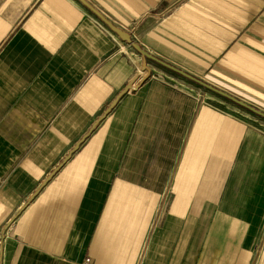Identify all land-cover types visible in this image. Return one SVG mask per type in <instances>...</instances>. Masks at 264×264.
I'll list each match as a JSON object with an SVG mask.
<instances>
[{
    "label": "crops",
    "instance_id": "crops-1",
    "mask_svg": "<svg viewBox=\"0 0 264 264\" xmlns=\"http://www.w3.org/2000/svg\"><path fill=\"white\" fill-rule=\"evenodd\" d=\"M86 1L264 112V0ZM146 65L77 0H0V264H264V126Z\"/></svg>",
    "mask_w": 264,
    "mask_h": 264
},
{
    "label": "water",
    "instance_id": "water-1",
    "mask_svg": "<svg viewBox=\"0 0 264 264\" xmlns=\"http://www.w3.org/2000/svg\"><path fill=\"white\" fill-rule=\"evenodd\" d=\"M79 3H81L86 9H88L97 19H99L112 33H114L116 36L119 37V39L132 47L142 58V71L143 72H148V68L146 65V60H152L156 61L157 63L167 67L168 69L179 73L183 77L199 84L200 86L208 89L211 92L216 93L217 95H220L237 105L243 107L244 109L250 111L251 113L261 117L264 119V112L256 109L255 107L248 105L247 103L225 93L224 91H221L199 79L196 77H193L189 75L186 72H183L182 70H179L155 57L147 53L140 45H138L136 42H134L130 35L122 30L121 28L117 27L114 25L112 22H110L104 15H102L97 9H95L92 5H90L86 0H77ZM133 82L128 83L120 92L119 94L111 101V103L108 105V107L103 111V113L92 123L88 131L76 142V144L73 146V148L67 153V155L62 159V161L55 167L51 173L46 177V179L41 183L40 187L30 196L29 200L27 203L21 208L24 209L25 206L29 204L31 200L34 199V197L38 194L40 189L46 185V183L52 178V176L69 160L71 155L79 148L80 144L94 131V129L98 126V124L106 117V115L114 108V106L117 104L119 99L126 94L131 88H132Z\"/></svg>",
    "mask_w": 264,
    "mask_h": 264
},
{
    "label": "rangeland",
    "instance_id": "rangeland-1",
    "mask_svg": "<svg viewBox=\"0 0 264 264\" xmlns=\"http://www.w3.org/2000/svg\"><path fill=\"white\" fill-rule=\"evenodd\" d=\"M192 87H195L198 91H200L201 93L204 94L205 98L204 100L206 102H210V103H213V104H216L218 105V107L224 109V110H227L229 112H232L233 114H235L236 116H239L241 118H244V119H248L250 120V123L252 124H255L256 126H261L263 127L264 126V119L251 113L250 111L244 109L243 107L237 105L236 103L220 96V95H217L216 93L214 92H211L209 91L208 89L200 86L199 84L197 83H194L191 81V84H190ZM255 120V121H254Z\"/></svg>",
    "mask_w": 264,
    "mask_h": 264
},
{
    "label": "built area",
    "instance_id": "built-area-1",
    "mask_svg": "<svg viewBox=\"0 0 264 264\" xmlns=\"http://www.w3.org/2000/svg\"><path fill=\"white\" fill-rule=\"evenodd\" d=\"M89 260L87 259L85 262H88Z\"/></svg>",
    "mask_w": 264,
    "mask_h": 264
}]
</instances>
